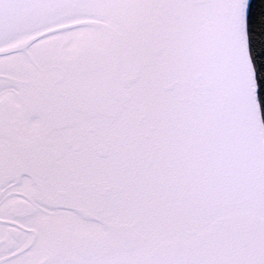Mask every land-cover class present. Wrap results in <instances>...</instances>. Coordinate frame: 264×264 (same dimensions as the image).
Segmentation results:
<instances>
[{"label": "snow or ice", "instance_id": "6c2138e0", "mask_svg": "<svg viewBox=\"0 0 264 264\" xmlns=\"http://www.w3.org/2000/svg\"><path fill=\"white\" fill-rule=\"evenodd\" d=\"M261 82L248 0H0V264H264Z\"/></svg>", "mask_w": 264, "mask_h": 264}, {"label": "trees", "instance_id": "16d2710c", "mask_svg": "<svg viewBox=\"0 0 264 264\" xmlns=\"http://www.w3.org/2000/svg\"><path fill=\"white\" fill-rule=\"evenodd\" d=\"M249 9L255 10L256 14V20L259 21L261 18V9H264V0H248ZM257 31H259V24L257 23L255 25ZM259 39V36H257V40ZM258 47L257 41H252L250 38V49L253 52V61L256 62V48ZM259 81V77H258ZM261 93L262 99H261V105L262 108H264V82H261V88L258 90Z\"/></svg>", "mask_w": 264, "mask_h": 264}]
</instances>
